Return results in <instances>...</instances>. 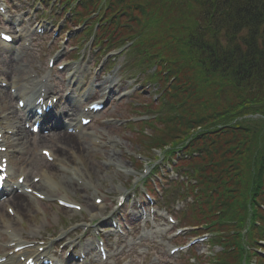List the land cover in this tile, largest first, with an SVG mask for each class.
I'll return each mask as SVG.
<instances>
[{"label":"trees","instance_id":"1","mask_svg":"<svg viewBox=\"0 0 264 264\" xmlns=\"http://www.w3.org/2000/svg\"><path fill=\"white\" fill-rule=\"evenodd\" d=\"M183 1L199 9L201 24H190V19L178 10L168 12L169 4L153 5L154 20L177 43L174 46L169 37L171 57L165 60L172 67L171 73L178 74L180 68L204 70L205 81H199L200 89L190 92V98L183 103L190 112L180 135L170 137L161 146L181 144L199 126L202 131L213 127L217 131H237L236 135L243 133L247 140L229 147L230 154L237 155L233 164L232 159H225L228 167H223L226 163L218 150L226 148L227 142L218 135L210 151H203V164L197 171L210 186L220 190L236 188L244 200L256 198L264 187V123L250 130L242 116L264 115V0ZM202 88L214 94L215 103L209 93H202ZM165 122V127L175 124L173 120ZM202 131L191 136V147L201 143V135L208 134ZM210 159H218L217 165L209 164ZM233 208L232 214L241 221L247 214L244 205Z\"/></svg>","mask_w":264,"mask_h":264},{"label":"rangeland","instance_id":"2","mask_svg":"<svg viewBox=\"0 0 264 264\" xmlns=\"http://www.w3.org/2000/svg\"><path fill=\"white\" fill-rule=\"evenodd\" d=\"M86 4L89 3L88 0H85ZM132 2H128V0H123V2H115V11L117 9L122 8V6L124 4H127L130 7L136 6V5H143V6H150V5H164L167 6L168 4L170 5V7H168V12L170 11H175L178 10L179 13L186 15L187 18H189V22L190 24H201V19L199 18V9H197L194 5H184L183 1H179V0H174L171 2H167L164 0H131ZM41 1L39 0H24L22 2L23 5H19L20 7L24 6L26 8L29 9H33V7H37L39 8L40 6H42L43 9L47 10L49 3H42L40 4ZM149 2H151L150 4H148ZM93 6V2H90ZM105 5V4H104ZM104 7V6H103ZM87 8L90 10L93 9L91 8L88 4H87ZM177 8V9H176ZM135 9V8H134ZM125 10V9H124ZM128 14L127 17L125 19L124 22L129 21L131 23H137L135 21H133V19L131 20V16L129 14V12L127 10H125ZM41 12V11H40ZM89 12V13H90ZM48 13V12H46ZM154 15V13H152ZM51 15V14H50ZM43 17H45V15H43ZM49 18H54V16H47ZM85 18L82 19H86V23L87 24H95L96 21H94V19H92L91 21L88 19L87 16H83ZM106 18L109 17V13L108 10L106 11V15L104 16ZM79 21L82 20H78L76 21L77 23ZM122 22V23H124ZM70 24V23H68ZM72 26L76 23H71ZM119 24V23H118ZM142 30L145 33V40H146V44L147 43V39L149 43L151 42H158L160 41V39L163 37V35L155 28V26L151 23L147 24L145 23L144 18L142 19ZM70 26V28H65L69 31H72L73 29H77V32H71L70 33V39H75L77 38V36L81 35L79 32L81 30V26H74L72 27ZM115 27V24L113 25ZM133 32V30H129V33L131 34ZM101 34V33H99ZM121 35L125 36L128 35L127 31H124L121 33ZM88 38L86 37L85 34H83L80 39L79 42H81V47L82 50L86 53L91 52V50L94 48V44L90 43L86 41L84 42V40H87ZM172 40V39H171ZM173 41V40H172ZM222 43L224 41V39L222 38L220 40ZM74 43H78V40H74ZM170 42V39L167 40V44ZM174 43V46L177 45V43ZM90 46V47H89ZM179 46V45H178ZM116 53V52H115ZM113 52H110L108 54H103V49H101L99 51L98 54H96V57H98V59L91 63L92 59L89 57H86L87 59L84 60L82 59V65L83 66H90L89 69H91V71L97 70L98 72V76L105 80V82L102 84L103 87H106L111 81H107V78H112V82L111 84H113V86L117 87L119 90L121 91L122 89H129L132 90L130 88H132V86L130 87V85L134 82L135 83H140L142 84V88L140 90V86L137 87V92H135L133 94V97H129L126 98L125 100H122L120 103L116 102L114 100V96H110L109 100H106V104H107V108L105 110V113L103 114V116L106 117H112V118H116L118 121H122L123 119L129 118V117H133L134 118V124L135 126L131 127V125L127 126H120L118 128H116L115 126H118L117 124H109V125H102L100 126L99 124H94L91 128H89V130L96 132L97 134L102 135V137H104L105 142H113L116 141L118 143V146L116 145H111L108 144L107 146L104 147H99V149H94L93 147H91L90 145V141H89V137L87 134H84V137L81 136L80 139L76 138L74 140V142H72V144H67V142H65V144H67V147H70V151H65L64 155H66V160L71 163L76 165V167H78L79 169L82 168H86V178L92 182L94 184L95 187L98 188V190L101 192L100 194H97L98 196H101L103 198L104 203L107 206V209L104 210L105 213L110 212L113 208H114V203H115V199L116 196L118 194V190H120L122 187L129 186L131 187V189L133 188V185L138 184V187L135 189L136 192L141 191L142 189V180L138 179L140 177V171H137L138 168L140 167H144L146 166L147 168L149 166H152L153 164H158L160 163V160L163 157V154L157 150H149L146 147H150V145H152L151 143L154 142V139L156 140L158 137H160V133L156 130L153 129V127H157L160 129L161 131V137H164L165 140L168 139V137L163 136L164 135V131L168 134H170V136H174L176 134L180 135V132L183 130V125H184V121L186 119V116H188V113L190 112L189 110H185V105H182L179 108H176L177 104H175V102H179V100H183V93H180V91L183 89L180 88L178 91L177 90H168L169 88H165L166 86V82H167V78H165V76H162L163 80H159V82L155 81V78H153L154 81H151L149 79H147L146 77V73L142 71L141 69H138L137 67H132V71L133 72H137L138 69V73H142L143 76L147 79H145L142 75L138 76L137 74L131 75V76H126V74L124 73V75L122 77H119L116 73V70L118 68V66H115V68L113 70L109 69H104L105 66L110 65L112 62L115 61V65H117L119 62H124V56L123 55H113ZM77 55V54H76ZM125 55V54H124ZM5 58V55H0V66L1 67H6V63L7 60L5 62L1 61V57ZM6 59V58H5ZM33 61H41L44 60V53H43V49L41 48L35 56L32 57ZM126 64V62H124ZM100 69V70H99ZM121 71V70H120ZM146 71H150V69H146ZM16 71H14L15 73ZM131 72V71H128ZM132 72V73H133ZM189 73H193V70H188ZM89 76H92L89 74ZM137 76L139 78H137ZM167 77V76H166ZM168 79H170L168 77ZM188 78L185 77V80H187ZM103 80H98L95 83L101 82ZM107 81V82H106ZM148 81V83H147ZM166 81V82H165ZM114 82H118L117 85H114ZM138 86V85H137ZM186 88V86H185ZM195 90H198V86L196 85ZM203 93L206 92V94H210L212 100L211 102L215 103L216 97L214 96L213 93H210V90H205V88H202ZM168 92V93H167ZM117 93V92H116ZM115 93V94H116ZM114 94V95H115ZM169 94V95H168ZM165 95V96H163ZM156 96V97H154ZM166 96H170V100L172 103V107L168 106L169 108H174L173 111L171 112V114L173 116L176 117V115L178 116L179 114L183 117V118H178L176 120H174V125H170L168 124L166 127L163 125V123L159 121L157 122V118L160 120L163 118H165L164 116H160L163 115L164 112L166 111V106L165 107H160V100L161 98ZM96 98H100L98 94H95ZM161 97V98H159ZM207 98V96H205ZM205 98V99H206ZM12 101V100H11ZM10 101V102H11ZM13 105H14V101ZM12 102L7 104V106H11ZM160 102V103H159ZM184 102V101H183ZM186 102V101H185ZM159 103V104H158ZM156 106H158L156 108ZM187 109V106H186ZM177 113V114H176ZM141 116H145V118H142ZM150 117H156L154 118H150ZM253 119H255L254 121H252ZM244 123L245 125L251 130L253 128H256L254 125L259 124L261 121L264 120V118L262 117H255V116H248L246 118H244ZM264 122V121H263ZM150 124V125H149ZM197 128V127H196ZM195 128V129H196ZM28 133L29 131L27 129H25ZM151 133V134H150ZM29 138H27L26 145L25 147H27L28 153H30V155H33L34 153H37L39 147L41 146H46L48 144H39L37 142V139L39 138L38 135H28ZM241 135H236L233 133H227L224 136H222V138H229V139H236V144L239 143L238 138H241ZM249 137L251 138V135L249 134ZM170 138V137H169ZM85 141V143H81ZM78 146L79 148L76 149V147ZM47 147V146H46ZM98 148V147H97ZM233 155V154H232ZM108 156H111L112 159H114L115 161H119L120 167L118 169H116V165L113 164V166H109L106 164ZM234 158L237 157V155H233ZM28 155L25 156V158H27ZM136 157V158H135ZM181 161V164H186L189 167H192L194 165L197 164V160L195 159H190V160H184ZM16 164H18V161H13L11 162V165L14 167ZM180 165V164H179ZM173 168V172L172 173H166L164 174L165 177H163L162 182L155 180V185L151 184L147 186V183H144L145 187L149 188V192L152 193L153 191H155L156 197H157V201L158 204L159 202L164 203L169 202V207L170 209H173L174 211V207L177 205L178 209H179V217H181V215L183 214V217H190V218H194V217H199L198 215L201 216V214L193 211L194 204H193V198H192V206H189L186 202H183V205L181 207V205L179 203H177V197L178 194L180 192H184L185 194H189L190 191L193 190L192 185L190 184L191 182H193V179H191L190 176H188V178H183L181 179L180 176L185 175V171L184 172H180V170L177 168V166L175 165ZM188 169V168H186ZM14 170L16 171V173H19L20 169L18 166L14 167ZM138 179L137 182H134ZM191 181V182H190ZM202 183V182H201ZM234 185V184H233ZM222 193L224 194V190H222ZM133 192V191H131ZM194 194V193H193ZM193 194H191V196L193 197ZM90 196H92V194H90ZM236 200H227L229 202L230 205H232L235 201H243L242 198H237L234 197ZM185 199V198H184ZM224 198L220 199L218 198V200H223ZM165 200V201H164ZM186 201V200H185ZM195 201V200H194ZM215 201V200H214ZM89 202L91 203V199H89ZM174 202V203H173ZM126 205V203H125ZM36 208V204L34 203H29V213L30 219H25L26 221L23 224H26L27 222H29V224L32 221V216L33 218H35L36 220L40 219L38 216H36V213L34 212V209ZM133 211V205H128L125 207L126 209V215H129V218H127V222H133V226L131 227V230L133 231V233H136L135 236H137L141 231V226L140 224H138L136 222V218L134 216H132L131 214V210ZM205 208V207H204ZM201 212H203V208L200 209ZM19 212V211H18ZM176 212V211H174ZM2 213H5L4 210L2 211ZM21 213V212H19ZM84 213L83 215L86 216L87 220H88V214L85 213L84 211L81 212ZM58 217L61 219L59 221L56 222V218ZM223 215V214H222ZM221 214H216L214 216H212L211 218L213 219V221H222L223 219L226 218V216H222ZM114 214L112 216H104V218L106 217V220L103 218L102 221L98 222L99 224H102V226L107 225L108 223V217H113ZM125 216V215H124ZM177 216V215H176ZM204 217H206L203 214ZM233 216V214H232ZM73 218H78V214H72L70 212H62V213H57L55 211H53V209L51 208V206H48V209L46 211V219L49 221V226H51L56 232L58 231V228L61 227L62 225L66 224L69 225L71 223L67 222L70 219ZM207 218V217H206ZM234 218V217H233ZM198 223V222H196ZM26 224V225H29ZM188 226H184L185 229H187ZM214 229V228H211ZM191 229L189 228L188 230V236L189 232ZM189 237H185L184 239H180V240H188ZM127 241L129 240V238L126 239ZM193 252L191 251V254L195 255L198 257L199 261L197 260V262H200L199 264H202V261H206L204 258L202 257V255H204V253H207V255L210 254L211 250L208 247L207 249V245H197L194 246L193 248ZM163 251H165V249H163ZM204 252V253H203ZM213 252V251H212ZM162 257H166L165 252H162ZM205 256V255H204ZM189 258V257H188ZM178 259V258H177ZM176 259V260H177ZM182 259V258H181ZM176 260H172L171 263L169 264H183V260L181 261H176ZM187 261V260H186ZM190 262L191 261L190 259ZM185 264V263H184ZM203 264H207V262H204Z\"/></svg>","mask_w":264,"mask_h":264},{"label":"bare ground","instance_id":"3","mask_svg":"<svg viewBox=\"0 0 264 264\" xmlns=\"http://www.w3.org/2000/svg\"><path fill=\"white\" fill-rule=\"evenodd\" d=\"M75 75H76V71L71 73V77H73L72 80L77 81V86H76L77 87V92H76V95L78 97L77 99L80 100V98H82V92L90 89L91 86H88V85L82 86L81 85V81H79L78 78L74 77ZM11 85L14 86L15 83H11ZM20 88L25 89L26 87H24V84H22L20 86ZM23 92L24 91L18 93L19 98H20V94L23 93ZM102 96H106V93H103ZM10 100H11V94L8 91H6V90H1L0 91V107L3 108V109H6V110L0 111V113L8 111V113L5 115V119H4L3 123L6 126L10 127L9 129L12 130V133L17 136V137H15L13 139H10V137H7V138L5 137L4 144L7 147H11V146L17 147V146H19L17 149H15V151L16 150H20V149L24 150L23 138H26V133H25V130H24L23 126H21V124L19 122V114H17V111L15 109L11 108V107H4V105L7 104L8 102H10ZM29 100L33 101V99H31L30 96H29ZM72 106L73 107L71 108V110H73L75 112H78V114H79L80 113L79 112V103L78 104H74ZM67 113L68 112H66V111L58 112L55 115V121H57V116L59 114L67 115ZM2 127H4V126L2 125ZM62 134H64V133H62ZM61 135H60V133L55 134L56 137L61 136ZM62 137L65 139L66 142H72V141H74L76 136H71V135L64 134V135H62ZM17 139H18V141H17ZM41 139H43V140H39L38 141L39 143L47 142L49 144V146L51 147V149H52L53 155L56 153L57 157L62 159L61 158V146H60V144L58 143L57 140L54 142L53 140H44L45 139L44 137H41ZM13 140L15 142H13ZM78 148L79 147L77 146L76 149H78ZM4 155L5 154L0 152V157L4 156ZM108 158H109L110 161L116 162L119 166L122 165V164H119V161H115L114 159H112L111 156H108ZM36 161L37 162L40 161L46 167L44 175L46 177H48V178L49 177H51V178H49L48 181H46L44 178H41L40 180L42 181V183H36V184H33V182L30 181V179H29V180H26L27 183H25L24 185L26 187H29L30 184H31V186H36L37 185L38 188H40L41 190L45 191V194H47L49 192H52V191L58 192L59 196H61V197L58 198V200H60L62 202H66V203H71V202L67 201L66 199L62 198V197L68 198L66 190H62V187L65 186L67 189L72 190V192H74V191L76 192V191L80 190L81 188H78L77 186H75L76 185L75 182L77 181V178H78L77 177L78 172L76 170H70L67 173H65L64 175L62 174V176L59 174L58 175V180L54 181L52 178H54L55 176H52V173H51L52 171H51V169H49L50 168L49 165H47L43 161V159L40 158V157H37ZM25 165H26V162H24V166ZM28 165L31 168H33L34 163L30 162ZM9 169H11V168L9 167ZM53 175H57V173L55 171H53ZM50 184H53L54 186L51 187ZM48 185H50V186H48ZM121 192L122 191H120V193ZM40 193H42V192H40ZM124 195H126V194H124ZM31 200H32V198L29 197V196H26L25 194H23V195H19V194L14 195V200H13L14 208H15L16 211L21 212L20 213L21 215L19 216L21 218V220H22L23 216L25 217V219H28V217H30L28 215L31 214L29 212V203H31ZM10 201H12V200H10ZM221 202H224V201H221ZM86 209H88L89 212H90L89 213L90 214L89 215L90 219H94L97 216H101L103 214L102 213V209H103L102 206H99V207L98 206H93V205H90L88 202H86ZM40 223L43 224V222H40ZM6 228L9 229L10 235L12 237H16V234H17V223H15L12 220H9L8 217H6V216H0V230L1 229H6ZM19 238H20V234H19V237H16V240L19 239ZM27 256H31L34 261H38L39 260V254L36 252L35 248H33L31 250V252L27 254ZM9 264H18V263L10 261Z\"/></svg>","mask_w":264,"mask_h":264},{"label":"snow or ice","instance_id":"4","mask_svg":"<svg viewBox=\"0 0 264 264\" xmlns=\"http://www.w3.org/2000/svg\"><path fill=\"white\" fill-rule=\"evenodd\" d=\"M6 39L8 38V37H5Z\"/></svg>","mask_w":264,"mask_h":264}]
</instances>
